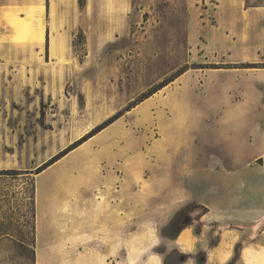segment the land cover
I'll list each match as a JSON object with an SVG mask.
<instances>
[{
	"label": "rangeland",
	"instance_id": "1",
	"mask_svg": "<svg viewBox=\"0 0 264 264\" xmlns=\"http://www.w3.org/2000/svg\"><path fill=\"white\" fill-rule=\"evenodd\" d=\"M173 189L264 207V4L0 0V264H189L163 226L206 209ZM223 236V264H264V237Z\"/></svg>",
	"mask_w": 264,
	"mask_h": 264
},
{
	"label": "crops",
	"instance_id": "2",
	"mask_svg": "<svg viewBox=\"0 0 264 264\" xmlns=\"http://www.w3.org/2000/svg\"><path fill=\"white\" fill-rule=\"evenodd\" d=\"M246 120H248L247 117H243L239 120L240 122H242V126L245 125L244 121ZM253 143L255 148L258 147L255 150L256 152L259 149L261 150L262 136L258 133H255ZM231 160H233L234 164H237V162H239V155L236 156V158L233 157ZM227 176L229 177L230 174ZM245 184H248V182H245ZM42 186V182H38L37 187H39V191ZM184 191L185 190L175 189L174 195H180L182 197L185 196L187 200L197 202V205L200 206V209L204 207L206 211L199 214L198 208L194 209L193 212H190V217H192L193 220L192 222L181 227V229L175 234L174 237L162 236L160 238V240H169L171 243H173V246L175 247L174 249L176 250L171 251L177 252L181 255H192L191 244L195 242L197 243V245L193 244L195 247L194 251H200L197 254H203V264H223L226 263L231 257L230 251H225L226 248L230 247V245L228 244L230 242L229 237L223 236L225 232H237L239 233L240 237L248 234L249 239L254 240V243H256L257 240L262 242V238L264 237V229H262L261 227V217L262 212H264L263 206L257 209L256 207L253 208V206H249L250 204H243V206L240 207V210L242 212H237V210L231 207V204L228 202L230 201V199L224 196L223 193L220 192V190H214L212 193V199L206 201L189 199L188 192ZM259 195L260 203L262 204V202H264V195L261 196V193ZM42 198L43 197H41V195L37 198L39 205H41V203L43 205L44 198ZM162 214L163 217H165L166 221L167 212H163ZM168 221L164 224L163 227L166 226ZM195 224L198 225L197 231H195L194 228ZM251 233H254V235H250ZM207 234L209 235V237H207ZM209 238L210 242L209 240H207ZM213 239H215V243L211 242V240L213 241ZM157 245L158 244L156 243L153 247ZM244 248V251L241 254V260L243 264H246L248 259L250 261L251 259H256V253L259 252L258 250H255L254 254H249L247 256L245 254L247 248ZM108 253L103 257L105 263H107V259L112 256L110 252ZM195 256L188 257L187 260H190L189 264H195ZM150 263L159 264V257L156 258L155 256H150L147 259V264Z\"/></svg>",
	"mask_w": 264,
	"mask_h": 264
},
{
	"label": "trees",
	"instance_id": "3",
	"mask_svg": "<svg viewBox=\"0 0 264 264\" xmlns=\"http://www.w3.org/2000/svg\"><path fill=\"white\" fill-rule=\"evenodd\" d=\"M256 1L259 2V3H263L264 4V0H256ZM193 68L198 69L196 67H193ZM242 68H253V66H250L249 64H247L246 66H242ZM189 69L190 68L188 66L182 67L176 73H174L171 77H169L167 80H165V81L161 82L160 84L156 85L155 87H153L152 89H150L146 94H143L142 99L139 102H142L143 100L151 97L153 94H155L159 90L163 89L164 87H166L170 83L174 82L178 77H180L181 75H183ZM135 106H136V104H131L130 106H128L127 108H125L124 111H130ZM120 115H121V113H118V114H115L114 116H112L107 122H105L104 124L100 125V127L98 128L97 131L103 129L108 124L112 123L114 120H116L117 118H119ZM94 133L95 132L92 131L91 133L88 134L89 135L88 137H91ZM63 155H64V153L61 154V155H58V156H55V157L51 158L46 164L42 165V168L40 167L38 169V173L42 172L44 169H46L47 167H49L50 165H52L53 163H55ZM198 264H203V263L202 262L201 263L198 262Z\"/></svg>",
	"mask_w": 264,
	"mask_h": 264
},
{
	"label": "flooded vegetation",
	"instance_id": "4",
	"mask_svg": "<svg viewBox=\"0 0 264 264\" xmlns=\"http://www.w3.org/2000/svg\"><path fill=\"white\" fill-rule=\"evenodd\" d=\"M174 215L170 218V220L168 221V223L166 224V226L164 228H168V229L171 228V229L175 230L174 228L176 227V224H177L176 220L178 219L177 218L178 216H180L178 219V223L180 221V223L182 225L181 227H183L185 224H188V223L193 221L192 217H190V212L185 213V214L180 213V215H176V216H174ZM177 232H175V233H177ZM174 236H172V237H174ZM168 237H170V236H168ZM182 257L184 260L183 261L181 260V261L184 262L185 260L188 259L189 256L182 254ZM201 260H203V258H201Z\"/></svg>",
	"mask_w": 264,
	"mask_h": 264
}]
</instances>
